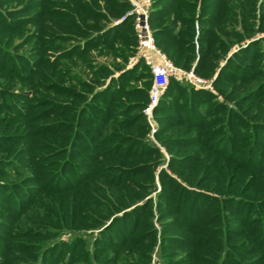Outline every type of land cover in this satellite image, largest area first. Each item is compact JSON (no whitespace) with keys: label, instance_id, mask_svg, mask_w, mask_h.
Here are the masks:
<instances>
[{"label":"trees","instance_id":"trees-1","mask_svg":"<svg viewBox=\"0 0 264 264\" xmlns=\"http://www.w3.org/2000/svg\"><path fill=\"white\" fill-rule=\"evenodd\" d=\"M130 7L0 0V264L148 263L163 153L146 137L153 73L142 59L128 67L134 21L117 22ZM262 10L264 0H152L156 44L217 90L171 78L154 109L170 156L158 173L173 207L165 264H264V38L244 45L264 31ZM106 224L94 250L76 236ZM64 231L71 241L56 240Z\"/></svg>","mask_w":264,"mask_h":264},{"label":"rangeland","instance_id":"rangeland-1","mask_svg":"<svg viewBox=\"0 0 264 264\" xmlns=\"http://www.w3.org/2000/svg\"><path fill=\"white\" fill-rule=\"evenodd\" d=\"M200 2H201V0H200ZM258 2H263V0H258ZM151 7V6H150ZM149 11H150V8H149ZM260 12H261V9H260ZM262 12H264L263 10H262ZM151 29H152V27H151ZM152 33H153V31H152ZM154 36V35H153ZM260 37H263L264 38V31H260V32H258V33H256L255 35H254V37H252V38H250V39H248L245 43H244V45H246V44H248L249 42H251L253 39H258V38H260ZM155 39V38H154ZM155 43H156V41H155ZM139 44V43H138ZM138 44H137V47H136V51H135V53L130 57V59L128 60V67H131V66H134L136 63H138L139 61H140V59H142V58H140L139 56H138ZM157 45V44H156ZM157 47L160 49V47L157 45ZM237 45L236 46H233L232 47V49H231V51L228 53V56H230L234 51H236L237 50ZM161 50V49H160ZM162 51V50H161ZM163 52V51H162ZM166 54V53H165ZM167 55V54H166ZM168 56V55H167ZM142 60H144V59H142ZM144 62H145V60H144ZM146 63V62H145ZM225 64V61H222L221 62V66H223ZM151 68V67H150ZM141 69V68H140ZM151 71H152V69H151ZM153 73V72H152ZM198 75V74H197ZM217 75V73L214 75V77ZM199 77H201L200 75H198ZM201 78H203L204 79V81L206 82L205 84L206 85H209V86H211L212 87V89L211 88H209V90H211L212 92H216L217 93V90H216V88L214 87V85H213V79L211 80V79H209V78H204V77H201ZM181 82H184V83H187V84H190V85H192L194 88H196V89H202V88H199V87H197L196 85H193V84H191L186 78H184V77H180V78H178ZM171 80V79H170ZM142 82L143 81H139V82H134V84H138V85H141L142 84ZM170 83V82H169ZM153 85V84H152ZM152 85H151V88H152ZM151 88H150V90H149V105L147 106V108L145 109V113H146V115H147V117H148V120H149V122H150V124H151V130H150V132L149 133H147V135H146V137H147V139H148V141L150 140L152 143H155L156 145H158L159 147H160V149H161V151H162V153H163V159H162V163L157 167V169H156V171H154V174H156V177H155V183H156V186H157V188L156 189H154V190H152L151 192H150V194L148 195V198H151L152 199V216H150L149 217V215H147V216H145V218L146 219H149V220H151L152 221V223H153V226H154V229L155 230H157V233H156V243L155 244H153V245H150V244H148V243H146L145 244V249H147V247L149 246V251H148V253H149V257H148V263L147 264H165V262L168 260V257L163 253L164 252V250L162 249V238H161V233L163 232L162 230H163V227H164V225L163 224H165L166 222H168L169 220H171L170 218L171 217H169V215L171 214V209H173V207L172 206H170V205H168V203H166V200H163L162 202L160 201V192L162 191V188H161V185H160V182H159V178H158V173H159V171L161 170V169H165V170H169V167H168V161H169V159H170V156H169V154L167 153V151L165 150V148H164V146H162L161 144H160V142L158 141V139L155 137V131L157 130V128H158V126H159V123H158V121L155 119V116H154V109L157 107V105L159 104V100H160V98L162 97V95L164 94V92L166 91H164L163 92V94H161L160 95V97H159V99H158V101H157V103L154 105V106H152L151 107V104H152V99H151V97H150V91H151ZM206 89V88H205ZM220 99H223V97H221L220 96ZM150 117H152L153 118V120L156 122V124H157V127H154V125H153V123H152V121L150 120ZM176 128V127H175ZM173 132V131H172ZM191 150H194V149H190V150H186V151H184V152H188V151H191ZM169 172H170V170H169ZM99 180V179H98ZM144 182H148L149 180H145V179H142ZM178 180L181 182V179L178 177ZM93 188V187H92ZM95 188V187H94ZM189 188H191V189H193L194 187L192 186V187H190V185H189ZM195 190H201V191H203V192H208L209 194H212V195H218V191L216 190V191H214V189H212V188H207V187H201V188H194ZM180 189H174V191H173V193H172V197L174 198L175 197V195L177 196L178 194H180ZM223 195V194H222ZM225 195V199L226 198H228V194L227 193H225L224 194ZM168 202V201H167ZM140 203H142V202H140ZM174 205V204H173ZM176 207V206H175ZM159 208H160V210H159ZM178 209V207H176V210ZM167 212V214H165L164 216V218L162 219V221L160 220V214H162V212ZM53 213H54V211H53ZM54 214H56V213H54ZM121 214H123V212H120V213H118L117 215H121ZM151 218V219H150ZM172 218H174V216L172 217ZM111 222V220L107 223V224H109ZM131 222V221H130ZM143 222H145V220H143ZM107 224L106 225H103L101 228H83L82 230H79V231H77V234H76V236H78V235H81V237H83V238H87V240H88V243H89V246H88V248L90 249V250H94V248H93V240H94V238L96 237V236H98V235H100V232L107 226ZM145 230V227H143V228H141V231H144ZM70 231H64V232H62L61 234H59V236H57L56 237V240H62V241H64V242H69V241H71V239L73 238V236L74 235H72L73 233H69ZM173 233H175V232H173ZM176 233H181L180 231L179 232H176ZM182 234V233H181ZM142 247V246H141ZM140 247V248H141ZM81 248H83V247H81ZM143 248V247H142ZM172 250H173V248H172ZM171 250V251H172ZM169 252H170V250H169ZM186 253H185V251H183V250H181V251H178L176 254H175V256L177 255V257L176 258H179L180 256H183V255H185ZM78 264H95V261L93 262H86V261H80Z\"/></svg>","mask_w":264,"mask_h":264},{"label":"built area","instance_id":"built-area-1","mask_svg":"<svg viewBox=\"0 0 264 264\" xmlns=\"http://www.w3.org/2000/svg\"><path fill=\"white\" fill-rule=\"evenodd\" d=\"M131 7L126 17H132L138 38V56L145 60L153 72V85L150 91L152 99L151 107L154 106L160 95L166 90L171 78H186L191 84L199 88L209 89L203 78L199 77L193 70H184L174 64V62L162 52L156 45L149 20V8L152 0H130Z\"/></svg>","mask_w":264,"mask_h":264},{"label":"water","instance_id":"water-1","mask_svg":"<svg viewBox=\"0 0 264 264\" xmlns=\"http://www.w3.org/2000/svg\"><path fill=\"white\" fill-rule=\"evenodd\" d=\"M150 120L152 121V123H153L154 127H157V124H156V122L153 120V118H152V117H150Z\"/></svg>","mask_w":264,"mask_h":264}]
</instances>
